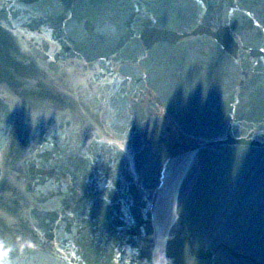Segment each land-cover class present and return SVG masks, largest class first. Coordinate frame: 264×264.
I'll return each instance as SVG.
<instances>
[{"label":"water","instance_id":"water-1","mask_svg":"<svg viewBox=\"0 0 264 264\" xmlns=\"http://www.w3.org/2000/svg\"><path fill=\"white\" fill-rule=\"evenodd\" d=\"M0 264H264V0H0Z\"/></svg>","mask_w":264,"mask_h":264}]
</instances>
